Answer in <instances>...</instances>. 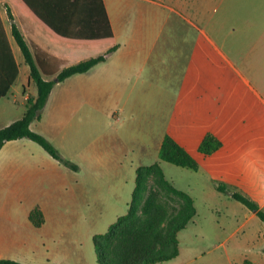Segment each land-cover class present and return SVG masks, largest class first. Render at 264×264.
Segmentation results:
<instances>
[{"label":"crops","instance_id":"1","mask_svg":"<svg viewBox=\"0 0 264 264\" xmlns=\"http://www.w3.org/2000/svg\"><path fill=\"white\" fill-rule=\"evenodd\" d=\"M0 1L12 7L15 17L10 20L6 8L0 7L19 69L11 90L0 99L2 128L21 118L28 98L38 92L30 65L12 34L13 22L34 55L59 60L60 70L105 54L111 43L60 42L16 1ZM127 1L121 5L122 0H104L118 48L90 70L56 83L42 117L31 123L33 130L79 168L64 165L29 138L7 141L0 148V258L17 259L12 255L14 250L32 256L34 246L43 245L45 249L36 248L46 256L39 257L45 260L39 264H67L68 255L59 253L54 258L48 248L50 217L46 205L37 200L67 194L89 197L104 187L116 196L131 174L136 184V170L148 165L142 162L149 157L150 140L155 136V161L163 165L159 149L169 134L200 163L199 170H194L201 175L199 190L194 188L190 195L228 199L234 207L232 212L228 207L221 209L227 222L218 221L223 231L231 232L229 238L237 237L240 242V258L233 263L264 264L263 221L217 188L226 184L264 207V0ZM134 3L139 4V14L128 13L127 7ZM143 3L169 8L172 15L155 21L144 15L147 8ZM170 20L173 25L166 33L165 23ZM166 40L174 44L167 55ZM168 56L174 57L173 66L168 64ZM55 77L44 75L47 80ZM135 87L144 89L135 92ZM11 92L16 105L22 95L20 108L2 102ZM129 104H134L132 111L136 113L128 114V119L140 117L141 122H135L130 130L115 129L122 121L117 108L125 113ZM150 119L154 120L152 127ZM207 133L223 143L210 155L199 151ZM37 205L45 215L41 227L29 219ZM230 216H235V221L229 224ZM181 255L180 247L176 258L156 264H194L193 258L178 260ZM80 258V264H87Z\"/></svg>","mask_w":264,"mask_h":264},{"label":"trees","instance_id":"2","mask_svg":"<svg viewBox=\"0 0 264 264\" xmlns=\"http://www.w3.org/2000/svg\"><path fill=\"white\" fill-rule=\"evenodd\" d=\"M33 20L56 40L78 45L111 43L105 54L80 61L60 70V61L43 60L35 56L18 25L12 23L15 37L26 62L30 77L37 86V95L30 96L24 115L0 128V148L7 142L29 138L40 144L50 155L64 165L77 170L79 167L65 158L42 134L31 128V123L42 117L54 85L77 73L90 70L106 60L118 48L104 0H14ZM5 8L14 20L12 7ZM19 73L6 30L0 16V99L7 96ZM54 75L51 80L44 75ZM222 141L207 133L199 151L210 155L222 147ZM159 159L177 166L199 170V161L171 135L165 134L159 149ZM218 190L254 211L264 223V207L248 196L218 184ZM197 210L192 196L178 189L167 177L160 161L140 165L136 170V184L127 213L119 216L108 230L93 236L99 264H156L179 255V232L186 229L196 217ZM36 227L45 223L42 208L37 205L29 214ZM0 264H26L10 258H0ZM52 264V263H51Z\"/></svg>","mask_w":264,"mask_h":264},{"label":"rangeland","instance_id":"3","mask_svg":"<svg viewBox=\"0 0 264 264\" xmlns=\"http://www.w3.org/2000/svg\"><path fill=\"white\" fill-rule=\"evenodd\" d=\"M126 2L128 3L127 0H122L121 5H124ZM167 3H171V1L167 0ZM5 4L6 2L0 1V7L2 9H5ZM138 5V3H134L132 7H127L129 9L128 13L139 14ZM144 6L147 8L146 11L143 12L144 15L151 17V19L155 21L156 18L162 19L163 17H171L172 15L169 8H161L153 3H147L146 5L144 4ZM172 25L173 22H171V20L165 23L166 33L169 32ZM166 41L165 53L167 55V53L173 49L174 44L172 40ZM168 59L170 61L168 64L173 66L174 57L168 56ZM142 89L144 88L135 87L134 91L140 92ZM12 98L11 92L7 99H4L2 102H9L14 106L15 103L12 101ZM22 100L23 97L20 94L19 103L15 105L20 108ZM151 101L153 102L152 98H150L149 104H152ZM132 105L134 104H129L127 106L125 113L120 107L117 108L122 113V121L116 124L115 129H118L120 126L123 127V130L124 127H128V130H130L129 128L135 127V122H141L140 117L135 120L130 117L128 119V114L136 113L132 111ZM103 119L104 116L102 114V120ZM152 126H154V120L150 119V127ZM121 138L122 137H118L119 140H121ZM156 138L157 136L150 140L149 157L142 162L143 164H150L158 159L157 148H154ZM155 156L156 159L154 158ZM162 166L167 178L173 181L178 189H182L189 194L194 188L199 190L201 182V175L199 173L196 174L192 169L177 166L167 161H163ZM134 187V175L131 174L124 188L120 190L116 196L110 192L108 187H104L101 193L98 192L96 195H90L89 197L67 194L62 198L37 200L46 205L50 217L47 234L51 235V240L48 244V248L53 253V257L56 258L55 254L62 253L68 255L67 264H80V257H82L87 264H99L94 248L93 236L95 234L105 233L109 226L114 223L119 216L127 212ZM98 196H100V198H98ZM191 196L195 201L197 214L188 227L179 234V249L181 247L182 255L178 260L193 258L195 259L194 264H235L233 261H237L240 258V242L237 241V237L229 238L231 232L227 229L223 231L218 225V221L220 220L222 223L224 220L227 222L221 209L228 207L230 212H232V210H234L233 205L228 203V199L224 198H204L199 196L198 193H196V195L193 193ZM234 202L238 205L240 204L237 201ZM113 203L117 206H114ZM218 209H220L219 213L223 216L222 219L219 218L220 214L217 211ZM233 221H235V216L228 217L229 224ZM34 247L33 251L35 252V256L20 254V252L14 250L12 255L17 258L14 260L20 261L18 259H21L26 262H20L26 264H39L40 262H45L43 257L42 260H39V257L44 255L43 253L40 255L41 253L36 249L39 247L45 249V247H43V245ZM44 257L46 258V256Z\"/></svg>","mask_w":264,"mask_h":264}]
</instances>
